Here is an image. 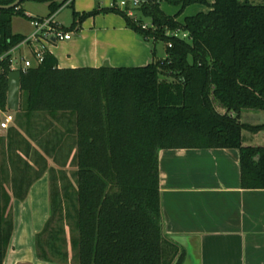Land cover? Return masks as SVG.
<instances>
[{"label":"trees","instance_id":"16d2710c","mask_svg":"<svg viewBox=\"0 0 264 264\" xmlns=\"http://www.w3.org/2000/svg\"><path fill=\"white\" fill-rule=\"evenodd\" d=\"M15 1L0 0V6ZM32 1L48 3L51 17L69 0ZM22 3L0 10V264H5L14 233L8 217L11 202H24L45 172L20 157L13 163L18 174L12 178V190L7 187L5 140L16 130L4 136L1 123L8 112L11 52L26 39L11 27L15 13L26 17L18 11ZM163 3L180 11L168 15ZM194 4L210 11L178 21ZM110 11L122 14L127 26L146 41L165 43L166 58L144 67L60 69L46 51L42 64L19 70L21 106L16 114L28 123L40 114L67 121L64 132L56 129L49 136H68L71 143H47L45 149L61 152L66 161L75 151L77 170L69 180L76 202L77 236L72 242L78 264H182L179 245L163 231L160 151L237 149L243 188L264 190V146L245 144L243 134L260 133L264 125L241 121L245 112H264V1L214 0L209 5L206 0H147L136 9L137 22L118 8ZM97 13L74 16L81 22ZM146 19L154 28L142 29ZM176 31L188 37L169 35ZM51 216L50 209L39 237ZM39 258L51 261L44 254Z\"/></svg>","mask_w":264,"mask_h":264},{"label":"crops","instance_id":"0c3cea01","mask_svg":"<svg viewBox=\"0 0 264 264\" xmlns=\"http://www.w3.org/2000/svg\"><path fill=\"white\" fill-rule=\"evenodd\" d=\"M118 1L69 0L54 14V20L61 29L64 27L66 33L71 34L70 40L56 41L52 38L43 43L45 50L56 58L60 69L144 67L157 59L166 58V52L165 55H159L158 44L146 41L127 26L122 14L110 11ZM207 2L212 5L214 0ZM40 4L45 6L48 14L46 11L34 10L33 7L26 8V18L32 27V32L24 35L26 38L34 32L32 20L43 19L50 14L49 4ZM206 7V10L197 8L195 13L210 11L209 6ZM64 8L72 10L68 26L59 20ZM161 8H164L163 4ZM93 11L98 13L79 22L80 16ZM163 11L172 16L176 13L169 9ZM75 13L79 18H75ZM73 25L75 27L72 29ZM23 48H27L28 56L21 53ZM32 49L31 46L21 45L11 52L13 60L18 62V68L23 66L19 60L33 59ZM17 52L22 54L20 59L15 56ZM7 115H12L14 121L2 134L7 136L10 130H16L14 137L6 140L8 144L12 142V150L16 149L17 158L21 157L34 169V164L21 155L23 145H27L28 153L34 152L36 162H39L42 153L39 146H35V141L49 145L71 143L68 136L62 139L49 136L56 129L57 132H64L67 121L54 120L46 114H40L33 116L28 123L25 117L16 113L5 112L4 119ZM32 125L42 131L37 133L39 140L25 134ZM158 163L163 231L169 238L177 236L185 239V245L178 244L180 257L184 254L182 264H264V190L243 188L239 150H162ZM45 176L48 181L40 188L50 193L49 173L46 172L33 183L27 199L19 203H31L32 190Z\"/></svg>","mask_w":264,"mask_h":264},{"label":"rangeland","instance_id":"374dc122","mask_svg":"<svg viewBox=\"0 0 264 264\" xmlns=\"http://www.w3.org/2000/svg\"><path fill=\"white\" fill-rule=\"evenodd\" d=\"M263 1L264 0H253V2L255 3H261ZM27 6L33 7V9L37 11L40 10V12L46 11V14H48L49 12L42 4L30 2L28 0H25V2L22 3L18 11L20 10L24 14H26ZM163 7V9H165L166 11L169 9L170 12H176L175 14L180 11V7L170 6L166 3H163ZM174 8H177V10L175 11ZM197 8H203L206 10L208 7L201 4H194L186 8L179 16L180 19L178 18L180 22L183 23L187 17H190L192 14H196L195 10ZM46 14L44 13L43 16H45ZM71 14L72 10L70 8L63 9L59 16V20L63 25H69V20H71L72 18ZM136 15L139 16V13L136 12ZM145 23L148 24L150 23V21L146 19ZM11 27L14 34H20L24 36L32 32L30 20L27 19L24 15H20L18 13H15L11 16ZM157 49L159 55H163V53L165 55L166 44L158 43ZM21 53H23V55L25 56L29 55L27 48H23L21 50ZM15 56L19 57L18 59H20L22 54L17 52ZM19 62H22V60H19ZM12 114H15V112H12ZM241 121L242 123L249 126L264 125V112H245L242 115ZM41 132V130L35 129L32 125V128L30 130H27L25 134L28 137H31L32 134L31 138H35L36 140L38 138L37 133ZM243 134L244 142L246 144L264 146V131H262L261 133H257L255 131L244 130ZM37 140H39V138ZM35 142V146H39L42 153L40 154L41 157L39 162H36V157L33 155L34 152L33 154L28 153L27 145H23L21 155L23 156V158L29 159L34 164V166L36 167L35 170L44 172L45 169V172L49 173L50 170L52 171L53 169H55L51 174L49 173V208L51 209L52 218L46 231L39 237L38 234H35L34 230L35 226L33 225L32 206L22 205L21 207H19L14 203V200L11 202V205L8 209V217L10 219H13L14 224L17 223V233L14 240V243L16 244V247H14V249L16 248V250L14 251V253H16L14 264H47L45 260H41L39 258V254L46 255L47 257H49L51 262L57 264H78L77 251L75 250L72 242L73 239L77 236V232L75 229L76 202L74 189L70 185V180L75 179L74 175L77 170L75 162L72 161L74 153L72 154L71 158L66 161L65 156H59V153L46 151L45 140V143H43L44 145L38 141ZM8 143V140H5L4 149L6 152L5 162L7 168L6 183L7 187L12 190V178H15V176H17L18 174V171H15L13 163H19L20 159L17 158L16 149L12 150V147H9L10 145ZM21 168H23V166H21ZM30 172L33 177L36 176L33 171ZM44 173L42 174V176L44 175ZM56 190L58 191V194H53L52 191ZM37 213V215L39 216L40 213L38 211ZM41 219H43L42 214L38 217L37 223ZM30 249H33L36 253L37 260L31 258Z\"/></svg>","mask_w":264,"mask_h":264},{"label":"built area","instance_id":"2783aa9c","mask_svg":"<svg viewBox=\"0 0 264 264\" xmlns=\"http://www.w3.org/2000/svg\"><path fill=\"white\" fill-rule=\"evenodd\" d=\"M147 0H119L117 3L113 4L112 7L118 8L120 11H123L127 14L128 17L138 21V16L136 15V9L140 8ZM32 26L34 27V32L30 37H27L21 45L31 46L33 59H24L22 60L23 66L21 68L17 67V61H12L13 71H19L22 69L26 71L29 68H32L34 65H40L44 61L45 55V45L43 44L47 39H55L56 41H65L71 39V34L64 32L59 24L54 20V15L51 17H46L43 19H33ZM142 29L148 30L150 27L154 26L150 23H143L141 25ZM173 36H181L187 38V33H182L176 31L175 33H169ZM20 45V46H21ZM19 47V46H18ZM169 47H172L170 44ZM16 49V48H15ZM14 49V50H15ZM14 121L12 115H7L3 122L1 123V129L5 130L9 128V125Z\"/></svg>","mask_w":264,"mask_h":264},{"label":"water","instance_id":"95a60500","mask_svg":"<svg viewBox=\"0 0 264 264\" xmlns=\"http://www.w3.org/2000/svg\"><path fill=\"white\" fill-rule=\"evenodd\" d=\"M23 0H16L13 4L8 6H0V10H9L18 8V6L22 3ZM20 102H21V72L20 71H13L9 75V86H8V101H7V108L10 112H18L20 110ZM48 181V177L45 176V178L40 181V183L32 190L31 192V203L30 204H21L20 201H17L15 204L18 206H32V218H33V225L35 226V234H39L46 224V222L49 219L50 216V208H49V193L47 192V189L42 191L41 185L46 184ZM40 213V215H43V219H41L37 223L38 216L37 211ZM14 233L11 239L10 247L6 256L5 264H14L15 262V256L16 253L14 251V247H16V244L14 243L16 233H17V223L14 224ZM171 240L179 245H185V239L183 237H171ZM30 256L32 259L37 260L36 253L33 249H30ZM39 259V258H38ZM47 264H57L51 261H47ZM178 260L175 264H177Z\"/></svg>","mask_w":264,"mask_h":264}]
</instances>
